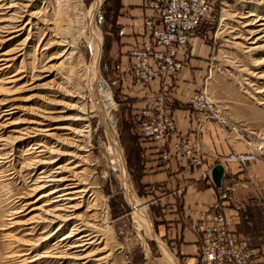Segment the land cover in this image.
<instances>
[{
	"label": "rangeland",
	"instance_id": "obj_1",
	"mask_svg": "<svg viewBox=\"0 0 264 264\" xmlns=\"http://www.w3.org/2000/svg\"><path fill=\"white\" fill-rule=\"evenodd\" d=\"M11 2L0 0V7H6ZM93 2L16 0L17 11H25L21 13L19 22L23 30L8 41L5 39L12 33L0 32V52L9 51L11 59L7 63L9 67L4 68V71L0 69V115L9 113L0 119V148L2 144L9 143L13 149L10 151L7 148L5 152L9 154L5 157L8 158L0 159V264H6L13 252L27 248L26 245L34 247L43 236L40 232L46 224H40L34 231L30 229L35 224H28L40 211L28 213L35 205L26 204L48 193L54 186L36 194L31 192L38 174L32 176L27 163L34 155L42 152L33 155L25 153L29 146L33 144L32 147H38L40 143L42 146L39 149L47 152L43 157H49V149L61 148L56 146L57 140L63 141L70 137L61 126L74 124L62 120V114L74 113V109L64 107L76 101L67 94L76 88L84 91L90 146L84 154L86 164L78 169L83 172L80 179L87 183L89 191L81 202L75 201L78 208L74 214L85 224L88 222L96 228H103V235L97 238V242H101L94 247V250H100L96 255L107 256L106 264H169L162 252L164 246L180 264L170 245L156 233L154 215L158 214L159 209L155 200L161 195L158 187L154 184L145 186L140 181L145 171V159L136 135V122L143 97H138L135 90L121 89L120 79L115 76L120 58L116 36L117 20L124 13V0H104L94 17L101 36L98 70L102 81L108 84L113 100L110 111L115 122L116 138L123 152L125 169L138 201L150 218L158 241L151 238L143 224L133 216L120 175L111 163L102 121L99 115L91 112L85 86L91 62L87 41L89 34L85 28L88 22L86 13ZM25 5L28 8H22ZM3 13L5 11L0 8V20L11 19L16 12ZM257 17L264 18V0H216L213 20L200 26L193 37L199 40L203 51L189 47V59L203 56L206 66H213L208 82L212 97L226 109L231 120L246 129L245 137L251 139L264 137V103H261L264 101V92H259L264 88V51L251 50V40L245 32V25ZM60 40L73 45L74 49L59 56L65 48L58 46ZM25 129L29 131L23 137L26 139L16 144L14 138ZM66 160L63 157L52 168L64 164ZM23 206L25 210H22ZM19 210L21 213L13 214ZM69 227L48 228L46 233L52 231L53 235L48 245L37 249L34 247L26 259L32 260L49 250L64 232L69 231ZM27 232L32 235H26ZM159 241L163 243L162 246ZM92 261L86 264H92ZM31 264L44 263L40 261Z\"/></svg>",
	"mask_w": 264,
	"mask_h": 264
},
{
	"label": "built area",
	"instance_id": "obj_2",
	"mask_svg": "<svg viewBox=\"0 0 264 264\" xmlns=\"http://www.w3.org/2000/svg\"><path fill=\"white\" fill-rule=\"evenodd\" d=\"M216 0H141L148 15H144L140 33L132 35V41L124 51L128 63L123 78L130 84L146 89L156 84L158 92L153 101L140 113L136 122L139 138L153 147L164 161L187 160L193 166H201L203 145L198 133L184 134L177 128L170 112V92L175 78L187 66L189 45L200 26L213 20ZM126 34L120 27L117 35ZM213 66L206 68L201 83L187 99L188 105L200 117L198 132L208 122L222 131L226 140H242L247 150L229 152L219 163L230 162L239 168L254 171L264 162V137H245L246 129L230 119L226 109L212 97L208 88ZM256 179L258 175L252 174ZM264 212V199L260 201ZM231 217L225 214L219 202L200 212L195 230L201 236V246L191 264H255L254 251L246 240L231 228Z\"/></svg>",
	"mask_w": 264,
	"mask_h": 264
},
{
	"label": "crops",
	"instance_id": "obj_3",
	"mask_svg": "<svg viewBox=\"0 0 264 264\" xmlns=\"http://www.w3.org/2000/svg\"><path fill=\"white\" fill-rule=\"evenodd\" d=\"M144 15H148V10L141 0H124V13L117 20V27H124L126 34L122 37L116 35L120 58L115 76L119 79L128 63L124 54L126 45L132 41L133 34L140 33ZM198 41L197 38L191 39L189 47L203 51ZM206 68L203 56L189 59L187 66L175 78L174 88L170 92V112L179 131L184 134L197 132L201 138V166H193L183 159L161 160L155 149L138 137L145 159V171L140 181L145 186L154 184L158 187L161 195L155 200L159 209L158 214L154 215L156 233L170 245L180 264H191L198 254L201 236L195 230V223L198 214L215 202H219L225 214L231 217L232 230L253 249L255 264H264V212L260 206V201L264 199V162L258 164L254 171L222 162L221 183H213L211 170L220 159L229 152L247 150V145L242 140H226L221 129L213 122H208L198 132L200 116L188 105L187 99L201 83ZM120 82L121 89L135 90L138 97H143L138 113L153 102L149 99L158 92L156 84L143 89L130 84L125 78ZM253 173L258 175L256 179L252 177Z\"/></svg>",
	"mask_w": 264,
	"mask_h": 264
},
{
	"label": "bare ground",
	"instance_id": "obj_4",
	"mask_svg": "<svg viewBox=\"0 0 264 264\" xmlns=\"http://www.w3.org/2000/svg\"><path fill=\"white\" fill-rule=\"evenodd\" d=\"M12 1L13 2L8 4L6 7H0L3 11H5L3 14H9L11 11L16 12L13 16H11V19L0 20V32H7V34L12 33L11 36H8L5 39L6 41L15 38V36L18 35L17 33L23 30V26H20L19 22L22 17L21 13H24L25 11H17L18 5L16 0ZM30 1L32 2L33 0ZM103 1L104 0H94L86 13L88 22L85 29L89 34L87 41L90 49L91 62L87 69L88 71L86 74L85 86L91 103V112H95L99 115V119L102 121L108 141L109 155L112 159L111 163L120 175L124 190L129 197L130 206L133 209L132 214L143 224L146 233L151 238L158 241L150 218L144 207L138 201L131 180L129 179L128 173L125 169V162L122 154L123 152L116 138L115 122L110 111L113 105V100L108 84L105 81H102L99 75L98 65L100 59L101 36L95 24L94 17ZM23 7L28 8L27 5L22 6V8ZM261 17H257L255 20L245 25V32L249 36L248 39L251 40L250 46L253 51H264V18ZM58 46L65 47L59 56L67 54L69 49H74L73 45H70L62 40L58 42ZM9 55V51L0 52V66H3V68H0L1 71H4V68L9 67L7 64L11 60ZM259 92L263 94L264 88ZM83 93L84 91L82 88H76L75 90L71 89L67 93L69 96L75 98L74 100L76 101L67 104L64 108L74 109L75 111L71 114H62V120L73 122L74 125L68 124L61 126V129L68 131L67 134L70 136L63 141H56V146H61V148L49 149L48 154H50V156L43 157L47 152L39 149L42 145L38 143V147H32V144L28 147V152L25 153L26 155H33L37 152H42L41 154L39 153L40 155L36 154L37 158H35L36 156L34 155L33 158L30 159L29 163H27L28 169L32 171V176L38 174L33 182L34 188L31 189V192L36 194L47 187L54 186V189H51L48 193L41 194L35 200L26 204L35 205L28 211V213L34 210L40 211V213L37 214V216L34 215V217L31 218L30 223H28L35 224L30 230L34 231L40 226V224H46L41 228L40 233L43 234V236L37 240L34 247L37 249L38 247L48 245L50 238L53 236L51 235L52 231L46 233L48 228H57L68 225L70 226L69 231L64 232L56 243L53 242L54 244L48 248L49 250L40 253L38 257L32 260L26 259L29 254H32L34 249L31 245H26L28 246L27 248H21L13 252L8 257L9 261H7L6 264H31V262L40 263V261L44 264H86L91 259L93 260L92 264H106L107 256H98L96 254L100 252V250H94L95 245L101 242H97V238H101L103 235L101 233L103 228H96L88 222V224H85L83 220L74 214V211L78 208L75 201L81 202L85 199L86 194L89 191L86 187L87 183L83 181V179H80V174L83 172L78 170L80 166L82 167V164H86V156L84 154L89 150L90 146V130L87 123L89 119L87 117L86 104L83 102ZM261 103H264V101ZM62 112L64 113V111ZM6 114L9 115V113L2 114L0 115V119ZM28 132L29 131L25 129L23 133H20V135L14 138V142L17 144L19 141L25 140L26 138L23 137L28 135ZM1 147L0 159L8 158L7 156L5 157V155H8L9 152H5V150L8 148L11 149L10 151H13L12 146L9 143H5L2 144ZM60 149H62V151ZM38 156H40V158H38ZM63 157L67 158L66 162L64 164H58L52 168L53 164H55L58 160H61ZM75 160H77L78 163H75ZM64 173H68V175H65ZM30 196L32 197L33 195H29V197ZM45 198L48 199L40 203ZM39 203L40 205H37ZM22 210H25L24 206L22 207ZM15 213H21V210L13 212V214ZM26 235H32V233L27 232ZM159 244L161 246L163 245L160 241ZM162 252L169 264H177L176 259L171 256L166 247L162 246Z\"/></svg>",
	"mask_w": 264,
	"mask_h": 264
},
{
	"label": "water",
	"instance_id": "obj_5",
	"mask_svg": "<svg viewBox=\"0 0 264 264\" xmlns=\"http://www.w3.org/2000/svg\"><path fill=\"white\" fill-rule=\"evenodd\" d=\"M223 165L221 163H217L211 170V179L215 185H220L221 178L223 174Z\"/></svg>",
	"mask_w": 264,
	"mask_h": 264
},
{
	"label": "trees",
	"instance_id": "obj_6",
	"mask_svg": "<svg viewBox=\"0 0 264 264\" xmlns=\"http://www.w3.org/2000/svg\"><path fill=\"white\" fill-rule=\"evenodd\" d=\"M133 85V84H132ZM136 135H138V137H139V134L136 132Z\"/></svg>",
	"mask_w": 264,
	"mask_h": 264
}]
</instances>
